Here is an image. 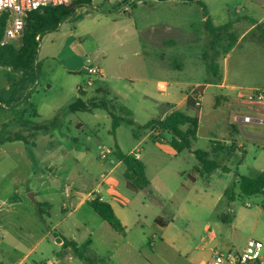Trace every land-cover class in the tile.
<instances>
[{
	"label": "rangeland",
	"instance_id": "1",
	"mask_svg": "<svg viewBox=\"0 0 264 264\" xmlns=\"http://www.w3.org/2000/svg\"><path fill=\"white\" fill-rule=\"evenodd\" d=\"M118 3L93 0L58 30L43 34L30 69L13 70L0 64L3 264L23 259V264H198L213 250L241 251L250 240L264 248V197L240 198L236 187L237 177H256L264 170V141L246 137L264 136V125L232 120L234 110L223 99L217 105L216 88L208 86L193 149L208 151L213 144L219 148L235 136L247 145L243 156L218 151L221 169L209 173L189 151L175 157L161 148L171 146L170 133L142 128L160 120L163 109L156 100H165L167 93L170 100H180L192 94L195 83L208 80V56L228 68L232 82L264 87V4L260 0ZM126 5L134 6L131 12H125ZM13 46L19 50L22 41ZM88 61L103 74L89 75ZM175 64L185 66L177 72L183 84L170 86L165 94L159 92L158 81H174ZM81 87L87 90L86 96L80 95ZM102 89L106 93L101 95ZM78 99L86 104L110 100L116 113L134 125L123 123L112 135V119L103 109L70 111ZM121 107L134 115L121 113ZM230 122L234 128L229 131ZM8 139L19 140L4 142ZM117 146L125 154L141 152L147 177L163 183L162 190L136 194L126 188L122 163L110 173L117 180V190L130 200L128 209L148 219L145 227L150 235L142 243L146 249H135L129 258L113 256L117 247L111 241L96 243L91 238L90 228L103 220L90 202L77 208L78 195L89 192L113 168V155L101 156ZM224 167L230 172L225 173L229 169ZM67 189L74 200L67 196ZM227 189L237 195L234 202L224 196ZM29 193H35L38 205L28 198ZM173 214L177 217L170 231L181 255L160 244V232L152 224L156 215L168 220ZM56 236L75 242L76 248L57 246ZM203 247L207 250L202 251Z\"/></svg>",
	"mask_w": 264,
	"mask_h": 264
},
{
	"label": "trees",
	"instance_id": "2",
	"mask_svg": "<svg viewBox=\"0 0 264 264\" xmlns=\"http://www.w3.org/2000/svg\"><path fill=\"white\" fill-rule=\"evenodd\" d=\"M163 1V0H161ZM188 2H199L200 0H186ZM91 0H78L68 5L58 7H47L39 11L29 12L25 18V37L22 40V46L17 50L13 45L6 47L0 46V64L13 70L30 69L36 62V55L39 48V42L37 36L42 37L46 32L56 31L64 20L69 18L78 8L90 5ZM0 42L6 29L12 24V15L9 12H3L0 14ZM11 23V24H10ZM228 27V25H224ZM223 28L219 27V30ZM208 69L215 72L217 65L215 60L209 59ZM203 88H196L192 94L188 95L187 109L188 111H197L196 97L202 93ZM110 100L91 101L86 104L82 99H78L73 103L69 109L75 113L78 111H92L95 109L105 110L112 118V135H115L117 128L121 123H127L128 125H134V122L130 119H126L125 116L118 115L116 113V107L111 105ZM121 113L127 116H132V112L126 107H121ZM199 127V119L197 116H189L181 111H173L163 120H152L144 125L143 129L158 128L172 135V140L169 144L175 151L182 153L184 151H191L193 142L197 140V131ZM19 139H8L4 142H13ZM221 150H226L229 154L236 151V145L226 147L225 145H219ZM116 160L121 162L125 167L124 176L126 179V188L134 193L140 190H144L150 187V182L146 176V166L143 162L138 160L132 155L125 154L119 147H116L114 151ZM198 161L203 164L204 171H214L221 169L220 165L216 161L208 160V153L202 150H196L194 152ZM236 182V187H239V197H264V170L261 171L256 177L239 176ZM225 196L228 201L234 202L237 199V195L234 190L227 189ZM91 208L94 212L105 222H107L115 231L120 234H125V227L116 216L114 209L109 203L100 202L98 200L90 202ZM264 208V203H263Z\"/></svg>",
	"mask_w": 264,
	"mask_h": 264
},
{
	"label": "crops",
	"instance_id": "3",
	"mask_svg": "<svg viewBox=\"0 0 264 264\" xmlns=\"http://www.w3.org/2000/svg\"><path fill=\"white\" fill-rule=\"evenodd\" d=\"M122 1H120L118 3V5H125V4H122ZM130 1L131 0H129V2ZM92 2H93V0H91V3ZM126 6L124 9L127 10L128 7H130V9L127 11L125 10V12H131V10L134 7L133 5L127 6V7ZM41 39H42V37H40V40ZM17 44H19V42L14 43V45H17ZM228 57H229V54L226 55L225 59H227ZM89 63H90V61H88L87 64H89ZM214 63L217 65V70L215 72L207 69V67H206V73L208 75V80L205 83H202V82L195 83L196 88H198V87L203 88L202 93H201V98H200V106H199L197 115L199 114V111L203 106L204 94L206 92V89L208 86L212 85L216 88V91L214 94L216 97V104L218 105L219 101L221 99H223L225 102H227V105L234 110L233 111L234 115L231 116L232 120H236L240 125L243 122H245V123L256 122L257 124L264 125V106H262V105H250V104L246 103L245 101H243V99L240 96V90L242 88H247L249 86H244L242 84L243 82L241 80H236V81L232 82L233 79L231 78V74L229 73L228 68H226V66H224L222 68L221 65L218 64L216 61ZM184 69H185V66L183 64H175V68L173 69L174 70L173 72H175L174 74H176L174 81H172L171 83H168V82L162 81V80L158 81L156 83V86L159 87L157 90L159 92L165 94V93H167L170 86L171 87L172 86H178V85L180 86L181 84H183V82L180 80V78L177 77L178 76L177 72H182ZM100 70H101V68H100ZM102 74H103V71L101 70L100 75H102ZM87 85L91 86V82L89 81L87 83ZM250 87H252V86H250ZM256 88H263L264 89V87H256ZM79 93L82 96H86L87 90L84 87H81L79 90ZM103 93H106L105 90L104 89L100 90V94L102 95ZM188 95L189 94H186L185 97H183L182 99L174 100V101L170 100L171 99L170 93L166 94L165 100H160V101L156 100L157 98H154L151 94H147V97H150V98L153 97L156 101H158L157 103L163 109L162 116L160 118L161 120H163L166 116H168L170 113H172L173 111H176V110L184 112V113L188 114L189 116H193L190 114L191 111H188V109H187ZM248 112H253L254 114H256L257 117L254 119L251 116V114ZM242 113H245V115H242ZM133 115L134 114L132 112V116ZM246 117L250 118V121H245L244 118H246ZM198 119H199V116H198ZM123 123H121V125ZM125 124L128 125L127 123H125ZM199 124H200V120H199ZM82 125L83 124L80 123L79 127ZM128 126L132 127V125H128ZM230 128H234L233 122H230L228 125L229 131H230ZM111 134H112V130H111ZM197 134H198V131H197ZM246 137L251 138V139L252 138H255V139L258 138V139L264 141V136L255 137V136L246 135ZM197 140H198V135H197ZM234 140H229V141L223 142L226 147H231L232 145H236L237 150L231 152L229 155H236V154H240L242 156H243V154L245 155L247 152V145L244 142L238 140L236 138V136L234 137ZM196 141L193 142L192 149H191V151H189V154L191 156L194 155V152L196 150H200V149H193L194 143ZM215 145L216 144H213L208 151H204V152L208 153V158H207L208 160L216 161L218 163V157L219 158L221 157L220 152H226V150H221V147L216 148ZM117 147H119L121 149L120 146H117ZM161 148L167 150L169 153H171L175 157H177L181 154V153H178L177 151H175V149H173L171 146H163V147L161 146ZM114 151H115V149H114ZM114 151L113 150H107V156L113 155V157H114L113 168L108 173L102 174L100 181L97 182V184L95 186H93V188L89 192L85 191L83 195L82 194L78 195V197L80 198L79 199L80 202L78 203L77 208H80L83 204L88 203V202H86V194L87 193H90V192L99 188L101 196L104 197L103 202L109 203L112 206L116 216L121 221V223L125 227L126 231H125V234H120L119 232L115 231L107 222H105L102 219L103 220L102 223H99L97 228L91 230V228L89 227L91 238H94V240H96V243L97 242L102 243V242H105V240L111 241L113 243V245L115 247H117L115 253L112 254L113 256H114V254H120L125 258H129L130 256L132 257V253H134L135 249H138V251H141V252L142 251L144 252V250L146 249V245L142 246V243L144 242L145 238L148 237V235H150L148 233L147 228L145 227V224L147 223L148 219L146 216H143L142 214H140L139 211H132V210L128 209V203H130V200L127 197H125L123 195V193H121L117 190L118 184H117L116 178L110 177V173L114 172V169L117 168L121 164V162L116 160L115 155H114ZM218 151H220V152H218ZM135 152H136V154H132V153H130V154L141 161L143 155L137 149H135ZM184 152H182V153H184ZM145 166H146V173H147V167L148 166H147L146 162H145ZM222 169L228 170L229 168L224 167ZM200 172H202V171H200ZM229 172H230V169L228 171H226L225 173H229ZM146 176H147V174H146ZM238 179L239 178L237 177L236 182L238 181ZM148 180L150 182V187L147 189H144V190H140L136 194H140V193L144 192L145 190L146 191L147 190L158 191V190L163 189V183L161 181L158 180L155 183L153 180H150L149 178H148ZM150 193L152 194V192H150ZM69 196H70V198H72L74 200V197L71 194V190H70ZM224 196H225V194H224ZM50 212L51 211H49L48 215H50ZM42 214L44 217L45 214L44 213H42ZM176 217H177V215L173 214V216L170 219L166 220L162 215H156L152 219V224H153V227L160 232V235H159L160 242H161L160 244L171 249L173 252L179 253L181 255V252L178 250L176 243H175L176 236H173V233L170 231L171 228H173V226L175 225V221H176L175 218ZM1 227H2V224H0V230H1ZM86 228L89 229L88 226H86ZM205 231L208 232V238L209 239L213 238V236L210 233L209 226L206 227ZM47 237L48 236H44V239H47ZM54 238L56 239L57 236ZM56 241H57L56 245L59 247H70L73 249L76 248L75 242H73V241L67 242L64 239H56ZM92 243H93V239H92ZM140 244H141V246H140ZM136 245H139V246H136ZM154 246H155V244L154 245L152 244L153 249H154ZM205 249H206V247H203L202 251ZM215 251H220V250H213L210 257L212 256V254ZM154 255L155 256L158 255V252H155ZM210 257L206 258V259H201L198 262V264H204L207 260L210 259ZM68 260L72 261L73 259L70 260L68 258ZM23 261H24V259L21 260L20 262H15L14 264H23ZM0 264H3V263L0 261Z\"/></svg>",
	"mask_w": 264,
	"mask_h": 264
},
{
	"label": "built area",
	"instance_id": "4",
	"mask_svg": "<svg viewBox=\"0 0 264 264\" xmlns=\"http://www.w3.org/2000/svg\"><path fill=\"white\" fill-rule=\"evenodd\" d=\"M78 0H0V14L9 12L12 15V24L6 29L0 42L1 47L14 45V43L22 41L25 37V18L29 12L39 11L47 7H58L71 4ZM109 2H120L122 0H108ZM133 1V0H131ZM264 4V0H260ZM130 7L127 8L129 10ZM40 42V36H37ZM89 75L100 74L101 70L98 66H87ZM194 91V90H193ZM240 96L246 103L250 105H264V89L256 87H247L240 90ZM201 94L196 97V105L200 106ZM250 121V118H244ZM109 153V152H108ZM102 159L107 158V152L101 156ZM70 189H67L69 196ZM104 201L99 188L86 194V202ZM263 244L259 241L250 240L241 251H215L209 260L204 264H264ZM71 260L72 257L70 256Z\"/></svg>",
	"mask_w": 264,
	"mask_h": 264
},
{
	"label": "water",
	"instance_id": "5",
	"mask_svg": "<svg viewBox=\"0 0 264 264\" xmlns=\"http://www.w3.org/2000/svg\"><path fill=\"white\" fill-rule=\"evenodd\" d=\"M28 198L32 201V203L34 205H38V202H37L36 197H35V193H29Z\"/></svg>",
	"mask_w": 264,
	"mask_h": 264
}]
</instances>
